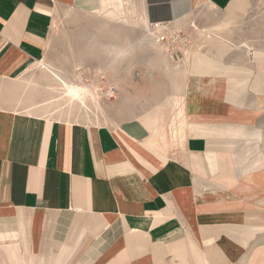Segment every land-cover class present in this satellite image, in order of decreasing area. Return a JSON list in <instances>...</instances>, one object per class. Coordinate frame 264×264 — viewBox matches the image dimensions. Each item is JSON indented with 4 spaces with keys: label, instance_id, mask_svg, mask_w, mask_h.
<instances>
[{
    "label": "crops",
    "instance_id": "1",
    "mask_svg": "<svg viewBox=\"0 0 264 264\" xmlns=\"http://www.w3.org/2000/svg\"><path fill=\"white\" fill-rule=\"evenodd\" d=\"M128 1L100 0V10L113 3V18L164 21L181 29L182 19L194 11L229 12L245 3L143 0L139 18ZM84 3L0 0V96L14 105L0 100V256L9 264H35L39 258L48 264H207L214 262L215 241L227 254L218 261L241 257L238 247L252 238L246 234L244 212L223 210L230 207L223 189L200 190L215 178L245 198L264 191V178L243 175L250 149L241 146L240 138L233 140L234 127L218 121L231 104L247 107L252 82L234 75L251 78V69L243 66L244 59L231 57L224 64L219 56L242 53L233 52L223 38L213 44L218 53L209 49L214 57L209 51L193 52L184 96L167 102L170 118L157 107L144 120L107 125L25 109L31 100L28 89L46 90L56 81L41 61L57 12ZM34 64L44 72V81L25 75ZM225 76L232 83L228 90ZM258 165L256 172H262L263 164ZM244 263L264 264V246L244 255Z\"/></svg>",
    "mask_w": 264,
    "mask_h": 264
},
{
    "label": "rangeland",
    "instance_id": "2",
    "mask_svg": "<svg viewBox=\"0 0 264 264\" xmlns=\"http://www.w3.org/2000/svg\"><path fill=\"white\" fill-rule=\"evenodd\" d=\"M129 1L140 18L143 0ZM100 8V0H86L84 5L57 12L44 60L51 63L67 83L83 86V101L71 98L63 82L54 76V86L46 90L28 89L32 92L31 100L25 102V109L57 119L107 125H119L134 118L144 120L157 107L170 118L167 102L174 95L184 96L185 82L193 73V52H207L214 48L216 54L218 49L213 44L223 38L232 45L233 52L242 54H221V62L226 64L231 57L244 59L243 66L251 69V78L239 72L234 76L236 79L242 77L241 82H252V85H248L246 93L247 107L231 104L230 112L218 121L234 127L236 136L233 140L240 138L241 146L250 149L248 162L259 159L264 166V85H254L255 82L264 84V0H245L240 10L236 8L229 12L210 8L192 12L182 19L181 28L189 43L180 45V50L174 53H167L164 44L157 42L148 22H127L123 16L113 18L109 15L114 10L113 3H104ZM213 26L218 27L213 29ZM152 42L155 45H151ZM121 49L127 51L117 58V51ZM209 52L210 57L215 56L211 55V50ZM25 75L44 81V72L37 64L32 65ZM254 77L257 79L253 82L251 79ZM226 78L222 82L228 90L232 83ZM9 82L1 81V85ZM110 88H115L113 95ZM253 97L255 101L250 102ZM0 100L2 105L14 106L10 105L13 101L8 96L2 95ZM221 189L230 195V207L223 210L243 211L246 234L252 238L238 247L241 257L230 255L227 263L218 261L226 258L227 254L213 241L214 262L208 261L207 264H245L244 255L264 246V191L259 197L245 198L213 178L201 185L200 192H219ZM24 256L28 260V255ZM0 264H9L8 259L0 256ZM35 264L48 263L39 258Z\"/></svg>",
    "mask_w": 264,
    "mask_h": 264
},
{
    "label": "built area",
    "instance_id": "3",
    "mask_svg": "<svg viewBox=\"0 0 264 264\" xmlns=\"http://www.w3.org/2000/svg\"><path fill=\"white\" fill-rule=\"evenodd\" d=\"M151 29L155 34L158 42L167 45V50L170 53L178 52L181 48L180 45H187L188 38L183 34L181 29L170 28L168 22L152 21L150 22ZM115 88H110L111 95L114 94Z\"/></svg>",
    "mask_w": 264,
    "mask_h": 264
},
{
    "label": "bare ground",
    "instance_id": "4",
    "mask_svg": "<svg viewBox=\"0 0 264 264\" xmlns=\"http://www.w3.org/2000/svg\"><path fill=\"white\" fill-rule=\"evenodd\" d=\"M129 2V1H128ZM125 3V2H124ZM131 6V5H130ZM133 7V6H132ZM136 15V14H135ZM127 17V16H126ZM142 17H144V16H142ZM135 18H137V17H135ZM133 20H134V17H133ZM131 21V20H130ZM136 21V20H135ZM133 23H134V21H133ZM151 29V28H150ZM149 33V32H148ZM151 33L155 36V34H154V32L152 31V29H151ZM147 34V33H146ZM148 37V36H147ZM149 38V37H148ZM147 39V38H146ZM150 41H151V39H150ZM142 42V41H141ZM143 44H145V43H143ZM155 45V43H153L152 42V44L151 45ZM163 46H165L166 47V45H163ZM126 51H127V49H121L120 51H117V58L118 57H120V56H122V55H124L125 53H126ZM166 52L167 53H169L168 52V50H167V47H166ZM41 63H42V65H44L45 67H47V69L49 68L50 70H51V72H52V74L56 77V78H58L59 80H61L62 82H63V84H64V86L66 87V91H67V94L69 95V96H71V98H73V99H80V100H82L83 101V98H82V95H81V91H82V89H83V86H81V85H79V84H71V83H67L62 77H60L59 76V74H58V71L54 68V67H52V66H50L49 64H47V63H45L44 61H41ZM81 102V101H80ZM216 128V127H215ZM201 130V129H200ZM220 135V134H219ZM222 135H224V134H222ZM226 135V134H225ZM226 137V136H225ZM249 149V148H248ZM248 154H249V152H247ZM258 163H260V160L259 159H256V160H254V161H252L247 167H244L243 168V170H242V172H243V175L246 177V178H254L255 176H259L260 178H264L263 177V174H262V172H256V170H257V167L259 166L258 165ZM231 217H232V215H231ZM233 219V218H232Z\"/></svg>",
    "mask_w": 264,
    "mask_h": 264
}]
</instances>
